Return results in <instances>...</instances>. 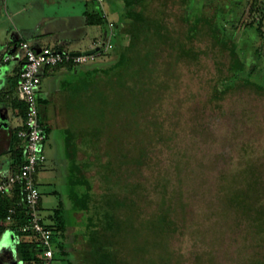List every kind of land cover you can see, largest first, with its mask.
<instances>
[{
    "label": "rangeland",
    "instance_id": "374dc122",
    "mask_svg": "<svg viewBox=\"0 0 264 264\" xmlns=\"http://www.w3.org/2000/svg\"><path fill=\"white\" fill-rule=\"evenodd\" d=\"M189 4L192 10L191 21L200 25L196 28V37L190 43L199 53L198 61L191 64L177 59V48L171 54H165L171 65L172 73L168 76L170 87L158 102L155 116L162 118L165 134H170V139L155 142L153 146L150 144L153 163L143 165L130 176L129 181L142 180L150 188V193L145 199L146 214L156 207L155 202L160 198V188L152 187L155 172L160 176H167L170 190L173 187L182 189L177 191L178 197H181L176 213L179 228L170 240V247L176 251L177 264H242L249 257L256 256L257 250L262 249V246H257L253 237L245 235L241 230L244 225L233 226V213L227 212L217 200V173L221 168L236 165L242 158L245 163L241 167L247 168L250 163H256L260 173L264 174V0H190ZM169 6L166 18L168 26L177 28L180 37L185 41L186 23L177 16L181 11L180 2L173 0L169 2ZM203 23L205 25H201ZM206 25L210 33L205 30ZM175 36L177 38V35ZM212 39L226 41L225 51H222L220 46H212ZM100 45V52L90 57L87 62L77 65L81 70L80 75L84 78L76 79L78 81L75 84L84 88L85 92H82V97L78 95L79 99L74 98L72 108L65 117L72 129L82 132L83 141L86 142L90 140L92 129H100L105 107L116 102L108 97L112 91L110 83L107 82L108 86L104 87L102 79L108 77V81L117 84L121 74L117 68L108 75L101 69L95 73V65L110 66L117 56L112 35L106 37L105 42ZM165 51L169 49L166 47ZM231 55L240 57L244 64L240 71L250 74V79L261 84L263 93L249 86L237 85L219 99L212 97L213 82L226 86L234 80L237 84L245 81L246 74L239 71L235 73L229 67L227 62L228 56ZM95 77L99 85L97 93L95 85L88 88L84 83V80ZM115 90L114 88V92ZM103 97L105 102L102 101ZM150 125L149 123L148 126ZM115 135L116 132L113 134L112 148L118 150L120 146ZM127 140L126 147H131L129 137ZM104 143V139L99 141L96 148L99 162ZM48 148L46 142V151ZM84 155L85 153H80V156ZM102 161L104 162V159ZM86 172L93 183V196L99 198L98 202L104 200L106 196L102 195L103 183L99 166L91 165ZM42 176L43 172L40 173L37 183L45 196L47 189L40 181ZM245 176L240 172L238 179L244 180ZM36 177L38 179L37 174ZM58 181L62 190L68 192L71 189L73 180L70 181L68 176ZM84 188L83 186V190ZM222 197L224 200V195ZM53 210L49 211L48 206L44 204L41 215L44 222H50V228L60 235V207H54ZM66 210L69 241L75 248L70 252L71 263L89 264V257L86 255L88 251L85 250L86 238L88 239L91 229L87 228L85 223L87 212L80 210L84 221L81 223L75 216V211L79 209L72 205ZM115 211L124 216L120 209ZM128 218L133 224L132 209ZM146 229L139 230L141 238L138 245L142 246V249H138L135 230L130 227L126 236L130 250L127 264H165L147 256L151 243L148 239L149 229ZM111 232L112 236L115 232L114 239H119L116 230ZM75 234H78L76 241ZM2 239L14 240L2 238L0 231V242ZM110 248L113 249V246ZM117 252L114 251L117 254L114 264H121L118 263L120 253ZM60 253L63 261H54L53 264H67L66 255ZM136 254L138 256L134 257Z\"/></svg>",
    "mask_w": 264,
    "mask_h": 264
},
{
    "label": "trees",
    "instance_id": "16d2710c",
    "mask_svg": "<svg viewBox=\"0 0 264 264\" xmlns=\"http://www.w3.org/2000/svg\"><path fill=\"white\" fill-rule=\"evenodd\" d=\"M178 1L181 11L177 16L186 23L185 41L180 37L177 28H169V23L165 18L158 16L142 17L141 13L137 12L131 15L132 18L128 20V24L120 25L112 36L117 50L116 60L110 66L99 67L95 65L93 67L95 73L101 69L107 75L112 73L115 68L120 70L119 73L121 74H119L120 78L117 84L108 81V77L102 79L104 87L108 86L107 82L110 83L112 91L108 97L115 99L116 102L109 103V107H105L102 112L100 129L91 130L92 135L88 142L83 141L82 132L75 128L72 129L71 127L67 133L68 139L72 143V155L75 159L74 168L71 171L74 186L72 204L74 208L87 212L85 223L87 228L91 227L88 239L86 238L87 244L85 243L89 264H114L115 258H117L114 251L120 253L118 263L127 264L130 250L126 236L128 231L130 232V227L135 230V243L138 249H142V246L138 245L141 238L139 230L146 229V227L149 229L148 239L151 243L147 255L149 259L165 264H177V260H175L176 251L170 247V240L179 228L176 213L179 206L178 200L181 197H178L177 191L182 189L173 187L170 190L167 176H160L158 172H155L152 187L160 188V198L155 202L156 207H153L146 214L144 212L145 199L150 193V188L142 180L133 179L130 182L129 178L143 165L153 163L150 144L153 146L155 142L170 139V134H165L162 118L159 119L155 116L158 102L170 87L168 76L172 73L171 65L165 54H171L177 48V59L195 64L199 58L198 51L190 43L196 37V28L200 25L191 21L190 0ZM166 4L169 5V2L167 1ZM165 13L167 18L169 11L167 10ZM97 21L104 22L106 19L100 15ZM205 30L211 32L207 25ZM211 44L212 46H220L222 51L226 49L224 48L226 41L212 39ZM166 47L169 49L167 52L165 51ZM101 50L102 47L100 46L94 54ZM227 63L235 73L239 71L241 74H246L245 71H240L244 64L239 56H228ZM246 75L243 76L245 81H241L239 84L236 80L226 86H220L213 82L212 97L219 99L237 85L249 86L257 92L263 93L262 85L250 79L248 77L250 74L247 73ZM82 78L84 77L79 75L77 79L81 80ZM97 81V77H95L91 80H84V83L86 86L88 85V88L95 85V92L97 93L99 86ZM75 83L77 84V82ZM76 84L72 88V96L75 100L79 99V96L82 97V92H85L84 88ZM113 87L116 89L115 92ZM103 96L107 99L106 94ZM104 97L103 102H105ZM105 105L106 103H104ZM70 108H72V102ZM149 123L153 126L150 125L149 127ZM40 126L46 135V129L42 126L41 121ZM114 131L120 146L118 150L112 148ZM127 137H129L131 147H126L128 144ZM103 139L105 143L101 152V162H99L96 148L99 146V141ZM81 152L85 153L84 157L80 156ZM22 157L23 146L12 150L15 168L20 165ZM240 159L241 161L236 163L237 166L234 164L219 169L217 173V200L221 202L225 210H228H226L227 212L233 213L232 218L235 222L232 225L234 227L244 225V228L240 229L245 235L253 237L257 246H262V249L257 250L256 256L249 257L242 264H264V201H262L264 200V174L260 173L256 163H250L247 168L241 167L245 161ZM91 165L99 166L101 172L102 195H105L106 198L99 202V198L93 196V183L86 172ZM240 172L246 175L244 180L238 179ZM176 181L180 183L178 179ZM83 186L85 187L84 190ZM223 195L224 200H222ZM20 197L19 189L0 197V222L5 220L7 207L19 200ZM116 209H120L124 216H120L121 214L116 212ZM131 209L133 210V224L129 222L130 219L128 218ZM27 220L26 209L20 205L17 206L13 218L10 221H5L9 223L8 227L17 236H25L17 242V252L20 259L25 264H38L41 260L40 243L36 235L23 232L20 228ZM47 225L50 228L49 224ZM115 230L118 232L119 239H114ZM111 231L114 232L113 236ZM51 240L56 246L55 257L58 258L59 256L61 259H58L63 260L60 252L65 255L67 252L64 250V242L57 239V233L54 230ZM112 246L113 249L110 248ZM137 256L136 254L134 257ZM66 262L72 264L69 257L66 258Z\"/></svg>",
    "mask_w": 264,
    "mask_h": 264
},
{
    "label": "crops",
    "instance_id": "0c3cea01",
    "mask_svg": "<svg viewBox=\"0 0 264 264\" xmlns=\"http://www.w3.org/2000/svg\"><path fill=\"white\" fill-rule=\"evenodd\" d=\"M167 1L173 0H105L108 16L114 23L110 28L106 21H97L100 9L94 0H0V180L16 167L12 150L23 146L17 136L26 109L19 86V72L24 62L20 43L27 40L35 48L50 46L71 52L100 48V43L105 42L110 34L113 36L120 25L128 24L136 12L142 17L166 19L165 12L170 9ZM40 71L41 84L37 95L40 121L46 129L43 142L46 160L37 171V181L43 172L40 181L47 189L45 196L40 190V211L44 204L49 211L60 207L58 215L62 229L57 238L64 242L66 258H70L73 245L66 227V209L73 205L74 186L71 182V189L64 191L58 180L67 176L70 181L72 179L75 159L67 135L71 127L65 117L71 109L72 88L81 70L72 63H62L52 68L42 67ZM81 215L80 210L75 211L82 223ZM0 223L2 238L14 239L0 242V264H25L17 252V242L25 236H17L7 221ZM75 236L74 241L78 234Z\"/></svg>",
    "mask_w": 264,
    "mask_h": 264
},
{
    "label": "built area",
    "instance_id": "2783aa9c",
    "mask_svg": "<svg viewBox=\"0 0 264 264\" xmlns=\"http://www.w3.org/2000/svg\"><path fill=\"white\" fill-rule=\"evenodd\" d=\"M100 9V15L106 19L110 28L114 27L105 8V0H94ZM111 36V34H110ZM24 62L19 72V86L26 109L17 136L23 142V157L20 165L0 180V197L21 192V197L7 207L5 220L10 221L17 211V206L26 209L28 220L20 228L23 232L36 235L41 250V260L38 264H53L56 247L52 243L53 230L44 222L40 211L41 192L36 174L46 160L43 148L45 135L40 126L38 89L41 84V68L55 67L62 63L74 65L87 62L91 54H72L71 51L56 49L50 46L35 48L29 41L20 43ZM8 57V56H7Z\"/></svg>",
    "mask_w": 264,
    "mask_h": 264
},
{
    "label": "water",
    "instance_id": "95a60500",
    "mask_svg": "<svg viewBox=\"0 0 264 264\" xmlns=\"http://www.w3.org/2000/svg\"><path fill=\"white\" fill-rule=\"evenodd\" d=\"M97 49H99V46H96L95 48H91L84 51H72V54H91L94 53Z\"/></svg>",
    "mask_w": 264,
    "mask_h": 264
}]
</instances>
